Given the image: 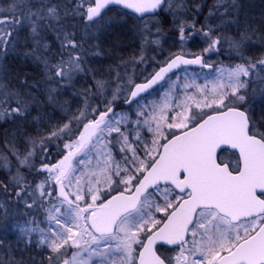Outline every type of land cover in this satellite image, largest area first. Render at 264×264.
<instances>
[{
    "label": "snow or ice",
    "instance_id": "snow-or-ice-1",
    "mask_svg": "<svg viewBox=\"0 0 264 264\" xmlns=\"http://www.w3.org/2000/svg\"><path fill=\"white\" fill-rule=\"evenodd\" d=\"M110 5L144 21L140 63L147 46L160 44L156 18L163 13L172 18L181 54H170L142 83L129 77L122 85L119 71L114 80L98 77L87 57L103 53L85 45ZM204 6L200 0H13L0 10V122L27 120L39 102L36 89L66 117L47 135L27 137L23 149L6 130L0 147V168L10 177L0 181V192L26 215L35 208L38 215L16 227L26 247L47 254V264H264V122L245 107L254 78L264 84V54L247 55L254 43L264 44V33L257 37L251 23L224 19L236 0H215L201 22ZM77 18L86 21L83 33ZM225 24L237 31L225 34ZM196 35L207 45L204 53L226 44L237 61L219 68L210 88L173 80L182 65L212 67L202 55L186 58L184 44ZM12 54L37 65L41 79L25 75L21 87H10L4 77ZM89 75L92 83L75 90ZM161 81L167 91L149 102V90ZM70 89L80 101L75 110L60 99ZM120 100L128 111H117ZM229 150L233 159L226 162Z\"/></svg>",
    "mask_w": 264,
    "mask_h": 264
},
{
    "label": "rangeland",
    "instance_id": "rangeland-1",
    "mask_svg": "<svg viewBox=\"0 0 264 264\" xmlns=\"http://www.w3.org/2000/svg\"><path fill=\"white\" fill-rule=\"evenodd\" d=\"M254 2V1H253ZM188 4H191L188 2ZM211 3V2H210ZM208 3V4H210ZM214 1L211 3L213 4ZM261 2H258L257 4L252 6V2L247 3L245 8H243L242 11V18L240 20L241 26H243L244 22H249L252 24L253 27L256 28V24L252 23V19L249 18V12L247 11V8L251 11H256L259 9V5ZM236 4L238 5V0H236ZM87 6V3H85V8ZM239 7V6H238ZM8 8H5L4 6H0V10L7 11ZM221 12H223V8L220 9ZM261 15L260 18L264 19V10H259L258 11ZM251 14V13H250ZM257 14V13H256ZM169 15V14H167ZM232 15L235 16L236 18H239V12L238 8L230 10V16H225L224 19H230L233 18ZM244 15V16H243ZM171 17V16H170ZM214 18V17H213ZM137 19V18H136ZM160 26L162 28V35L160 36V44L157 45H151L147 46L144 51V62L140 63L139 62V57L141 55V40L139 37L138 33V25L143 23L144 21L141 20H132L130 18V15L125 13L119 8H111L109 9L106 14L104 15V20L100 25H98L96 28L92 29L94 32V38L89 39L88 43L85 45L86 48H89L92 51L99 50L103 54L101 56H96V55H89L87 57L89 66L92 68V65H90V58L92 57H97L98 60H100V63H104L103 57L107 58H113L115 59L118 64H119V70L120 75L124 77V80L121 81V84H126L128 78L130 77L132 80L135 82L137 81H144L147 77H149L153 72L160 66L162 65L165 60L169 57L170 54L176 55L177 53H181V44L179 41V37L174 35V26L172 22L170 23H161L159 18H156ZM172 21V20H171ZM203 22V20H202ZM255 22V21H254ZM215 24H220V21L215 23ZM170 25V27L174 29H166L165 26ZM84 27L85 25H80L78 30L83 33L84 32ZM225 28V34L231 35L234 34V29L237 28L235 24L224 25ZM155 31V29L153 30ZM231 31V33H230ZM260 32H257V37H259ZM98 45V49L95 47ZM102 46H105L104 49H102ZM206 43L202 39L201 36L196 35L193 36L192 39L188 40L184 44V52L187 53V55H202L206 54L203 52V49L206 47ZM258 49L257 52H254V47L250 46L249 51L251 53H247V55L253 56V57H260L262 54H264V44H260L258 42ZM114 48V49H113ZM123 48H127L126 51L123 50ZM118 51L116 52L115 51ZM131 52L133 55H129L130 57L134 58H126L125 54ZM208 56L207 62L211 63L214 65L213 70H203V69H193V68H184L183 70H180L179 72L176 73V76H173V80H176V77H179V80L177 81L178 83H190L192 81H195L196 84L198 85H204L208 83L209 88L211 87V81L219 75V72L217 71L219 68L225 67L229 64H234L237 61L235 59H230L229 58V51L227 49V45H223L221 50L217 52H211L206 54ZM101 57V59H100ZM148 59H145L147 58ZM91 58V60H92ZM123 62H125L123 64ZM104 65V64H103ZM109 68L110 66H106ZM93 69V68H92ZM90 79L91 76L89 75ZM255 82L250 86L248 90V103L245 105V107L249 110V113L252 112L254 113L256 110H259L261 106L262 101L264 100V84H261L258 78H254ZM111 87V89L115 88V83ZM164 87L159 86L157 89H155L152 94L149 95L148 101H159L160 98L163 96L164 92L167 91V85L164 83ZM189 91H195L194 89H190ZM61 99L65 100L67 99L65 96L60 97ZM110 98V97H109ZM71 107L73 110H75V106H77L79 103L73 104L70 103ZM117 111H128V106H125L123 101L120 100L117 102ZM259 105V107H258ZM133 108H135V105H133ZM264 110V109H263ZM258 115H254L256 119H261L264 121V114L261 112L257 113ZM260 117V118H257ZM35 118V119H34ZM52 118V119H51ZM55 117H51V115L45 110H43L41 113H38L35 117L31 118V121L36 120L37 123L41 126L40 129L43 130V127L49 128L52 125L58 123H63L66 120L65 114L58 109V119L54 121ZM258 122H261L260 120ZM39 125H36L39 127ZM40 136L47 135V132H42L39 134ZM27 137H34L33 135H29ZM26 137V138H27ZM37 137V136H36ZM22 138V139H26ZM21 148L23 149L24 145H20ZM58 149L53 146L52 147V158L56 155V152ZM57 158H59L57 156ZM15 162L13 161V164ZM37 164H39V157H37ZM31 179V176H29ZM34 178V176H33ZM20 208V215L24 217L25 219L31 218V216H37V212L35 208L31 210V216L26 215V213L29 212V210L25 209L23 205H19ZM18 208V209H19ZM40 219H43L42 215H39ZM22 223L21 225H23ZM166 254L169 255H174V253L171 252H166Z\"/></svg>",
    "mask_w": 264,
    "mask_h": 264
},
{
    "label": "trees",
    "instance_id": "trees-1",
    "mask_svg": "<svg viewBox=\"0 0 264 264\" xmlns=\"http://www.w3.org/2000/svg\"><path fill=\"white\" fill-rule=\"evenodd\" d=\"M215 2V0H200L201 3H203L205 6L202 9V14L199 16V20L202 22L204 20V16L208 13V6L212 5V2ZM254 1V2H253ZM13 2V0H0V6H4L5 8H8V6ZM63 2V0H62ZM188 2L192 3V0H188ZM211 2V3H210ZM249 2H252V6L260 3V7L256 11H251L249 7L247 8V11L249 12V18L252 19V23L256 24V28L259 29L260 35L264 33V19L260 18L261 15L258 14L259 10H264V0H238V12H239V21L242 18V11L243 8L249 4ZM210 3V4H208ZM115 8V7H113ZM120 9V8H119ZM122 10V9H121ZM124 11V10H122ZM224 11V9H223ZM127 13L126 11H124ZM251 13V14H250ZM257 13V14H256ZM106 14V13H105ZM130 15V18L132 20L137 21L133 15L127 13ZM168 13H163L158 18L161 21V23H170L172 22V18L170 15H167ZM264 14V13H262ZM244 16V15H243ZM264 16V15H263ZM235 19V16L232 15ZM215 23L219 22L220 20L217 18H213ZM226 19V18H225ZM237 19V18H236ZM255 21V22H254ZM74 23L77 24L78 28L80 25H85L86 22H80L79 18H77ZM166 29H174L170 27V25L165 26ZM79 31V30H78ZM237 31V28L234 29V32ZM80 32V31H79ZM231 33V31H230ZM232 34V33H231ZM174 35L179 37V34L174 29ZM23 38V33L21 34V39ZM258 42L254 43L252 47H254V52H257L256 49H258ZM105 46H102V49H104ZM250 48V47H249ZM114 49V48H113ZM116 51V49H115ZM118 52V51H116ZM247 53H251L249 49L247 50ZM90 65H92V68L95 70L96 75L100 78L104 79H112L114 80V73L119 70V64L118 62L113 58H107L106 56L103 57L104 59V65L100 63V60L97 59V57H89ZM92 58V60H91ZM101 59V57H100ZM5 63L8 66V75L4 77V80L10 87L19 88L20 80L24 78L25 75L28 77H31L32 81H38L41 79L40 75V68L32 63L31 61L25 60L23 56L12 54L10 55ZM125 62H123L124 64ZM106 66H110L107 68ZM112 73L113 75H110ZM120 73V71H119ZM92 81L90 77H80L75 85V90H80L84 86L91 84ZM114 84L111 85V87ZM74 90L70 89L64 92L62 96H65L70 103L76 104L80 103L78 99H74L72 92ZM35 95L38 96L39 102L34 106V110L30 113L27 120H16L15 122L9 120L7 122H0V147H3V140H4V133L7 130L9 134H16L17 135V144L19 147L20 145H24L25 139L29 135H33L36 137L38 134L42 132H47L48 128L43 127V130L40 129L41 126L37 123L36 120L31 121V118L38 115V113H41L43 110L46 109V111L51 115V117H55L54 121L58 119V109L56 107H53L51 105H48L45 99V96L43 94L42 89H36ZM61 99V98H60ZM61 101H64L61 99ZM119 105H116V107ZM76 108V106H75ZM260 110H263V107L259 108ZM264 111V110H263ZM52 119V118H51ZM58 123V120L56 121ZM36 125H39L37 127ZM23 133H26L27 136L23 135ZM54 157H57L56 155ZM9 173L7 170L0 168V181H3L7 183L9 181ZM30 179V178H29ZM31 179H33V176H31ZM17 206L16 201L14 199L8 200L7 195L3 192H0V241L3 242L2 246H0V260H4L5 264H8V260L11 259L15 262V264H32V260L34 259L36 261V264H40L41 260H44L45 264L46 262V253L42 252L41 249L35 247V246H25L24 241L21 239L19 230L16 227L17 224H22L25 221V218L20 215V208ZM35 237H33L34 239Z\"/></svg>",
    "mask_w": 264,
    "mask_h": 264
},
{
    "label": "flooded vegetation",
    "instance_id": "flooded-vegetation-1",
    "mask_svg": "<svg viewBox=\"0 0 264 264\" xmlns=\"http://www.w3.org/2000/svg\"><path fill=\"white\" fill-rule=\"evenodd\" d=\"M123 50L124 51H126L127 50V48H123ZM133 55L131 52H128V53H126L125 54V56H126V58H134V57H130L129 55ZM207 54V53H206ZM206 54H202L203 56H204V61H207V59H208V56L206 55ZM144 56V55H143ZM145 59H148V57L147 58H145ZM161 66V65H160ZM159 68V67H158ZM157 68V69H158ZM184 68H190V67H184ZM184 68H182V69H180V70H183ZM192 68V67H191ZM156 69V70H157ZM194 69V68H193ZM195 69H203L204 70V68H195ZM180 70H178V71H176L175 73H177V72H179ZM151 76V75H150ZM149 76V77H150ZM170 76H172V74L170 75ZM148 78V77H147ZM146 78V79H147ZM146 79H144V80H146ZM167 79V78H166ZM142 81V80H141ZM137 82H139V81H137ZM162 84H164V82L162 83ZM162 84H160L159 86H161ZM159 86H157V87H155L154 89H152V90H150L149 92L151 93V92H153L155 89H157ZM143 95H147V94H143ZM148 97H149V95H148ZM125 105V104H124ZM125 106H127V105H125ZM261 106L263 107V109H264V100L262 101V103H261ZM258 107H259V105H258ZM258 112H261V113H263L264 114V111L263 110H256L254 113H252V112H250V115H251V117L256 121V122H258L259 120L261 121V122H264V121H262L261 119H256V117L254 116V115H258L257 113ZM254 114V115H253ZM257 118H260V117H257ZM259 123V122H258ZM55 159H58L57 157L55 158ZM223 159L227 162V161H229V160H231V159H233V155H232V150H229V151H227V152H225V153H223Z\"/></svg>",
    "mask_w": 264,
    "mask_h": 264
},
{
    "label": "water",
    "instance_id": "water-1",
    "mask_svg": "<svg viewBox=\"0 0 264 264\" xmlns=\"http://www.w3.org/2000/svg\"><path fill=\"white\" fill-rule=\"evenodd\" d=\"M120 7V8H122V9H124L123 8V6H117V5H110L108 8H110V7ZM108 8H106L105 10H103V13H105V11L108 9ZM124 10H126L127 12H130V13H132L131 12V10H128V9H124ZM134 15H136L137 17H138V15L139 14H134ZM86 22V21H85ZM178 54H181V53H178ZM178 54H176V55H178ZM203 56V55H202ZM186 58H193V56H189V55H187L186 56ZM203 58H204V56H203ZM206 63V62H205ZM206 64H210V63H206ZM210 65H212V67H204V68H206V69H212L213 68V64H210ZM185 66H191V67H202L201 65H199V64H193V65H182L180 68H182V67H185ZM158 70V69H157ZM156 70V71H157ZM178 69H175V70H173L174 72L175 71H177ZM170 74H172V73H169L168 75H170ZM142 82H144V81H142ZM142 82H138V83H142ZM163 81H161L160 83H162ZM159 83V84H160ZM159 84H157V85H159ZM157 85H155V86H157ZM155 86H153V88L155 87ZM151 90V89H150Z\"/></svg>",
    "mask_w": 264,
    "mask_h": 264
}]
</instances>
